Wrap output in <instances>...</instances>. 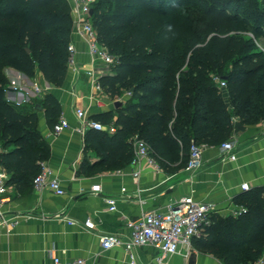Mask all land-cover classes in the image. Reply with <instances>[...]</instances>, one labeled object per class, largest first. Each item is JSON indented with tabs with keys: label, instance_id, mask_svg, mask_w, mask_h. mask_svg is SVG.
Wrapping results in <instances>:
<instances>
[{
	"label": "trees",
	"instance_id": "obj_1",
	"mask_svg": "<svg viewBox=\"0 0 264 264\" xmlns=\"http://www.w3.org/2000/svg\"><path fill=\"white\" fill-rule=\"evenodd\" d=\"M252 1L98 0L93 22L99 40L119 59L100 84L112 99L129 90L133 95L116 107L117 116L91 117L116 131L87 133V146L100 160L86 159L81 171L132 163L136 139L150 145L160 166L189 163L193 142L223 143L235 129L264 121V51L257 43L264 39V0L257 11L247 7ZM187 9L199 12L202 29ZM71 30L67 0H0L1 162L11 181L33 183L47 160L50 144L38 130L37 106L46 109L52 128L62 106L50 93L31 110L11 104L5 69L31 79L40 70L48 83L63 86ZM234 202L246 211L226 218L212 212L194 247L224 264H255L264 255V186L243 191Z\"/></svg>",
	"mask_w": 264,
	"mask_h": 264
},
{
	"label": "crops",
	"instance_id": "obj_2",
	"mask_svg": "<svg viewBox=\"0 0 264 264\" xmlns=\"http://www.w3.org/2000/svg\"><path fill=\"white\" fill-rule=\"evenodd\" d=\"M74 41L80 52L78 61L89 64L86 43L77 37ZM5 74L9 79L8 102L18 100L21 102L18 107L33 109L34 100L42 97L33 88L37 81L42 88H50L48 94L59 100L71 128L54 136L46 109L39 110L38 130L50 144L46 161L53 174L60 178L66 194L57 195L49 188L35 192L33 183L26 177L15 182L8 173V190L0 198V213L17 222L13 226L5 225L0 219V264H50L54 256L68 260L83 258L87 264H132L125 248L104 250L101 236L120 234L127 238L130 235L126 226L128 219H139L147 210L165 211L170 204L190 194L210 202L215 212L225 218L235 216L234 199L243 192L241 184L247 182L251 188L264 186V121L233 131L231 137L237 142L238 156L234 162L224 157L221 142L209 145L191 170L187 169L189 163L175 162L162 165L161 172L157 173L150 165L140 162L115 170L97 167L94 171H81L86 159L95 164L100 158L86 143L87 133L95 129H81L76 108L87 110L90 118L110 111L117 116L116 107L125 106L126 101H116L112 106L114 99L100 94L97 97L109 105V109L100 110L86 74L76 85L67 77L61 87L48 83L40 70L33 79L11 67L5 69ZM3 150L0 145V152ZM137 171L141 174L135 179L133 173ZM95 184L102 185V193H90ZM123 187L128 189L125 194L121 191ZM107 197L118 199V212L107 210ZM89 218L97 226L95 233L83 226ZM69 220H76L78 224L72 225ZM158 253L154 246L137 247L133 250L135 264H156ZM193 253L197 255L196 264H224L211 253L197 249ZM189 259L182 253L168 264H189Z\"/></svg>",
	"mask_w": 264,
	"mask_h": 264
},
{
	"label": "built area",
	"instance_id": "obj_3",
	"mask_svg": "<svg viewBox=\"0 0 264 264\" xmlns=\"http://www.w3.org/2000/svg\"><path fill=\"white\" fill-rule=\"evenodd\" d=\"M70 5V14L72 19L71 41L69 45V62H68V78L72 84H78L81 76L86 74L89 79L91 90L93 91V98L100 110L109 109V105L105 104L102 99L98 98L103 94V88L100 84V78L103 75L110 74L112 69L119 63L118 56L112 54L109 49L102 45L99 40L98 32L93 22L92 9L95 8L98 0H67ZM83 40L88 48V55L90 56V63L84 65L78 61L80 54L77 49L74 38ZM220 86L226 88V82L220 81ZM34 90L40 94H46L50 88L40 87L39 82L35 81L33 85ZM23 89H20L22 91ZM8 92V88L6 89ZM133 91L129 90L113 100L112 106L115 102L126 101L131 98ZM12 104L20 106L21 102L16 100ZM76 115L81 122V129H95L107 130L110 133L116 131L113 124L103 125L101 122L93 120L89 117L87 110L76 108ZM236 121V119H234ZM71 128L69 120L62 114L59 121L52 128V134L58 136L64 130ZM136 156L132 164L145 162L159 173L162 168L157 162L150 145L143 139H136L134 141ZM208 147L205 144H197L193 142L190 148L191 157L188 164V170L196 167L201 160L204 150ZM222 152L225 158L230 161H237V142L234 137L222 143ZM140 171L134 172V178L140 177ZM8 172L2 165L0 152V198H4L8 190ZM34 191L41 192L46 188L51 189L57 195H65L66 190L61 184L58 176L53 174L47 161L40 163V172L33 182ZM241 189L247 191L251 188L250 184L243 182ZM122 193H127L128 189L123 187ZM103 192L101 184H95L91 187V194H100ZM5 201V199H2ZM105 202L108 205L107 210L110 212H118V199L107 197ZM214 206L207 201L199 200L193 194L184 196L179 200L170 204L166 210L155 209L147 210L139 219H128L126 226L130 230V235L126 238L120 234H110L101 236L102 248L109 250L114 247H123L129 253L132 264H135L133 250L142 246H154L159 250L156 256V264H168L169 261L178 254H184L185 258H189L194 252V240L203 237V226L207 223L208 217L212 212H215ZM244 206L237 205V210L234 215L238 216L245 212ZM2 224L15 225L17 221L7 219L4 213H0ZM72 225L78 224L76 220H69ZM83 226L86 230L96 232L97 226L93 219L89 218ZM50 264H87V260L83 258H76L72 260L64 259L60 256H54ZM255 264H264V255Z\"/></svg>",
	"mask_w": 264,
	"mask_h": 264
},
{
	"label": "rangeland",
	"instance_id": "obj_4",
	"mask_svg": "<svg viewBox=\"0 0 264 264\" xmlns=\"http://www.w3.org/2000/svg\"><path fill=\"white\" fill-rule=\"evenodd\" d=\"M261 1L262 0H254V1H252V3L248 4L247 7L251 11H257L261 5ZM100 10H104V8H100ZM187 10H188L187 12L190 13V15L192 16L191 19H192V22L194 23V25L197 27H200L202 29L203 24L200 22L201 15L199 14V12L195 9H187ZM245 35H249V33H246ZM257 43H258L260 49H262L264 51V39H258ZM40 87H41V84H40ZM40 101H41V98L39 97L37 100H34V104H37Z\"/></svg>",
	"mask_w": 264,
	"mask_h": 264
},
{
	"label": "water",
	"instance_id": "obj_5",
	"mask_svg": "<svg viewBox=\"0 0 264 264\" xmlns=\"http://www.w3.org/2000/svg\"><path fill=\"white\" fill-rule=\"evenodd\" d=\"M92 14H94V8L92 9ZM221 79L222 80H227L228 79V76H223V77H221ZM119 104H116V106H118ZM43 109V107L41 106V105H38L37 106V110H42ZM196 261H197V255L196 254H192L191 256H190V259H189V264H196Z\"/></svg>",
	"mask_w": 264,
	"mask_h": 264
}]
</instances>
